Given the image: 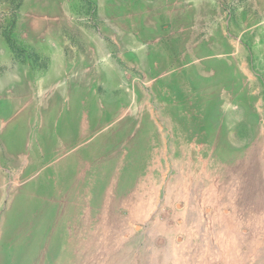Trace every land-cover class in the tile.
I'll return each instance as SVG.
<instances>
[{
  "label": "rangeland",
  "instance_id": "rangeland-1",
  "mask_svg": "<svg viewBox=\"0 0 264 264\" xmlns=\"http://www.w3.org/2000/svg\"><path fill=\"white\" fill-rule=\"evenodd\" d=\"M58 238L264 264V0H0V264Z\"/></svg>",
  "mask_w": 264,
  "mask_h": 264
},
{
  "label": "bare ground",
  "instance_id": "bare-ground-1",
  "mask_svg": "<svg viewBox=\"0 0 264 264\" xmlns=\"http://www.w3.org/2000/svg\"><path fill=\"white\" fill-rule=\"evenodd\" d=\"M257 155V154H256ZM258 164V163H257ZM187 189V188H186ZM191 189V188H190ZM257 189V188H256ZM182 190V189H181ZM187 191V190H186ZM216 191V190H215ZM186 194H187V192H185ZM184 193V194H185ZM179 198V197H178ZM183 198V197H182ZM186 198V197H185ZM185 200V199H184ZM182 201V200H181ZM186 201V200H185ZM184 201V202H185ZM217 204H219V203H217ZM195 214V213H194ZM189 218V217H188ZM191 218H193V217H191ZM209 218V217H208ZM208 220V219H207ZM202 227V226H201ZM40 231L41 230H39V233H40ZM61 239H63V238H58L57 240H54V244H55V247H54V250H53V248H52V250H51V252H52V254H53V256H52V254H51V257H52V260L54 259V264H59L61 261H64V260H66L67 258L64 256V255H62L61 253H59L60 252V250L64 247V244H63V241H61ZM19 250H17L16 252H18ZM24 252H25V249H24ZM24 252L22 253V255H21V260L18 262V264H23L24 263V260H25V258L24 257H26L27 255H24ZM17 254H19V253H17Z\"/></svg>",
  "mask_w": 264,
  "mask_h": 264
}]
</instances>
